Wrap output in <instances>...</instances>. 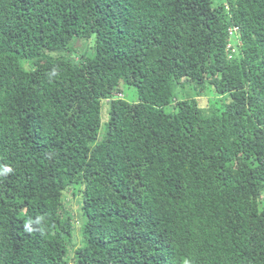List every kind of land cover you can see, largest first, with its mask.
<instances>
[{
  "label": "trees",
  "instance_id": "trees-1",
  "mask_svg": "<svg viewBox=\"0 0 264 264\" xmlns=\"http://www.w3.org/2000/svg\"><path fill=\"white\" fill-rule=\"evenodd\" d=\"M70 259L264 264V0H0V264Z\"/></svg>",
  "mask_w": 264,
  "mask_h": 264
},
{
  "label": "rangeland",
  "instance_id": "rangeland-1",
  "mask_svg": "<svg viewBox=\"0 0 264 264\" xmlns=\"http://www.w3.org/2000/svg\"><path fill=\"white\" fill-rule=\"evenodd\" d=\"M230 30L231 31H236V30H238V26L234 25V26H232V28ZM228 46L230 47V44ZM199 98H201V97H199ZM204 100L205 99L202 98L200 101L203 102ZM73 208L75 209V213H76L75 216L78 218L81 211L79 210V206H78V203H77L76 199H74V201H73ZM70 261H71L70 264H73L72 259H70Z\"/></svg>",
  "mask_w": 264,
  "mask_h": 264
},
{
  "label": "clouds",
  "instance_id": "clouds-1",
  "mask_svg": "<svg viewBox=\"0 0 264 264\" xmlns=\"http://www.w3.org/2000/svg\"><path fill=\"white\" fill-rule=\"evenodd\" d=\"M232 33H233V31H232Z\"/></svg>",
  "mask_w": 264,
  "mask_h": 264
}]
</instances>
